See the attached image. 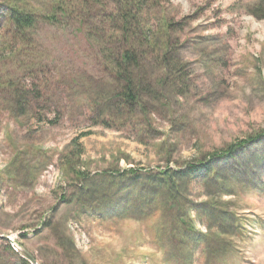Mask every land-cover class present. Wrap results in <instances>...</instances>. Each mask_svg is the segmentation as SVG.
Wrapping results in <instances>:
<instances>
[{"label":"rangeland","instance_id":"1","mask_svg":"<svg viewBox=\"0 0 264 264\" xmlns=\"http://www.w3.org/2000/svg\"><path fill=\"white\" fill-rule=\"evenodd\" d=\"M169 1L161 0L169 18L177 22L187 17L173 37H178L181 61L170 78L150 63L145 67L157 81L150 88H163L156 90L155 98L146 95L141 104L145 117L135 111L114 127L95 123L87 91L105 92L109 82L95 75L86 45L70 36L71 28L64 32L44 27L40 32L48 54L44 51L45 58L39 60L51 69L50 95L64 110L60 123L16 117L2 100L6 89L0 87V235L13 237L38 264H264V164L243 173L229 195L215 197L238 220V232L223 237L224 250L217 244L204 247L199 222H194L192 248L170 246L167 251L160 246L165 239L156 241L152 229L156 215L138 220L113 216L115 208L80 212L73 202L60 199L63 188L70 194L78 183L76 174L70 178L72 171L62 169L71 151L80 152L72 160L75 170L90 176L126 168H183L213 149L264 129V0ZM9 54L0 49V86L25 76L23 66ZM32 77L37 78L23 83L41 86L48 71L44 68ZM70 79L79 87L65 91ZM140 81L148 86L144 78ZM85 92L86 99L80 101ZM141 125L146 134L137 132ZM33 146L41 150L37 157L22 156L32 164L42 162L35 176L27 177L26 170L20 173L18 187L6 169L15 151L20 154ZM209 192L216 195V190ZM203 194L195 188L190 200L200 202ZM44 217L52 218V229L40 224ZM8 246L0 237V264H21Z\"/></svg>","mask_w":264,"mask_h":264},{"label":"trees","instance_id":"2","mask_svg":"<svg viewBox=\"0 0 264 264\" xmlns=\"http://www.w3.org/2000/svg\"><path fill=\"white\" fill-rule=\"evenodd\" d=\"M257 7L262 8V5ZM253 15L257 16L254 11ZM185 18L174 22L161 0H0V49L8 51L10 59L23 66L25 73L23 78L1 83L3 86L0 87L6 89L2 100L11 105L10 112L16 117L30 119L36 116L38 121L47 124L60 123L64 110L50 95L51 69L39 60L45 58L46 51L40 32L44 27L64 32L71 28L70 36L86 45V54L95 65V75L109 82L105 92L89 88L90 97L86 99L85 92L80 98V101L87 100L88 111L95 116V123L114 127L124 119H130L135 111L145 117L142 102L146 95L155 98L158 93L157 88H150L155 81L145 72V67L150 63L169 78L174 74L181 60L178 37H173L178 29L182 30ZM43 66L49 78L41 86L35 83L29 87L23 83L25 78L36 79L33 74H38ZM141 77L148 86L141 83ZM73 80L67 83L65 91L72 90L75 85L79 87L78 81ZM37 109L39 114L35 112ZM50 114L52 117H48ZM139 127L137 132L146 134L143 131L146 127ZM74 144L76 150L78 144ZM40 152L35 146L20 154L15 151L6 169L7 177L20 187L18 181L24 170L27 177L35 176L42 159L32 164L22 154H32L35 158ZM70 154L73 156H65L62 169L72 171L71 177H66L73 178L76 174L78 183H73L74 190L70 194L63 188L60 199L73 202L80 212L115 208L113 216L138 220L156 215L152 229L156 241L157 238L158 241L165 239L166 244L160 246L167 251L170 246L178 250L192 248L189 243L195 237L194 222H199L203 226L200 241L204 247H216L217 244L224 250L227 238L223 237L238 232V220L227 205L221 206L215 197L229 195L235 183L242 181L243 173L264 164V129L213 149L183 168H126L121 172L90 176L88 172L75 170L72 165L80 152L71 151ZM68 160L70 165L67 167ZM195 188L204 193L200 202L190 200L189 195ZM210 189L216 190V195H212ZM40 224L52 229V218L46 220L44 217ZM8 249L13 251L10 246ZM20 262L28 264L23 259Z\"/></svg>","mask_w":264,"mask_h":264},{"label":"water","instance_id":"3","mask_svg":"<svg viewBox=\"0 0 264 264\" xmlns=\"http://www.w3.org/2000/svg\"><path fill=\"white\" fill-rule=\"evenodd\" d=\"M0 237L9 242L12 250L19 255V257L28 264H38L37 260L26 250L22 249L17 243L14 241V238L9 235H0Z\"/></svg>","mask_w":264,"mask_h":264},{"label":"bare ground","instance_id":"4","mask_svg":"<svg viewBox=\"0 0 264 264\" xmlns=\"http://www.w3.org/2000/svg\"><path fill=\"white\" fill-rule=\"evenodd\" d=\"M10 245V244H9Z\"/></svg>","mask_w":264,"mask_h":264}]
</instances>
